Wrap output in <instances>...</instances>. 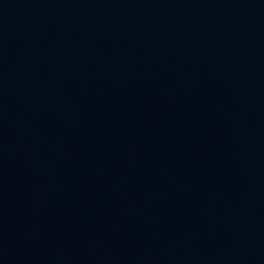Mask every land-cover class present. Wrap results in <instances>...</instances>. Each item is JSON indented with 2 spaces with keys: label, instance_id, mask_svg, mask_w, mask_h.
Returning a JSON list of instances; mask_svg holds the SVG:
<instances>
[{
  "label": "water",
  "instance_id": "water-1",
  "mask_svg": "<svg viewBox=\"0 0 264 264\" xmlns=\"http://www.w3.org/2000/svg\"><path fill=\"white\" fill-rule=\"evenodd\" d=\"M0 264H264V0H0Z\"/></svg>",
  "mask_w": 264,
  "mask_h": 264
}]
</instances>
